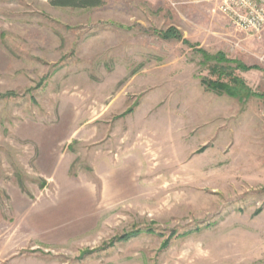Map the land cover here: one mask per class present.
I'll return each mask as SVG.
<instances>
[{"label":"rangeland","instance_id":"obj_1","mask_svg":"<svg viewBox=\"0 0 264 264\" xmlns=\"http://www.w3.org/2000/svg\"><path fill=\"white\" fill-rule=\"evenodd\" d=\"M218 3L0 0V264H264V40Z\"/></svg>","mask_w":264,"mask_h":264},{"label":"built area","instance_id":"obj_2","mask_svg":"<svg viewBox=\"0 0 264 264\" xmlns=\"http://www.w3.org/2000/svg\"><path fill=\"white\" fill-rule=\"evenodd\" d=\"M217 10L237 30L264 40V0H219Z\"/></svg>","mask_w":264,"mask_h":264},{"label":"trees","instance_id":"obj_3","mask_svg":"<svg viewBox=\"0 0 264 264\" xmlns=\"http://www.w3.org/2000/svg\"><path fill=\"white\" fill-rule=\"evenodd\" d=\"M50 3L59 6L90 7L99 5L101 0H50Z\"/></svg>","mask_w":264,"mask_h":264},{"label":"bare ground","instance_id":"obj_4","mask_svg":"<svg viewBox=\"0 0 264 264\" xmlns=\"http://www.w3.org/2000/svg\"><path fill=\"white\" fill-rule=\"evenodd\" d=\"M147 151H148V150H147ZM151 152H152V151H151ZM154 155H155V154H154ZM154 155H153V156H154ZM154 159H155V158H154Z\"/></svg>","mask_w":264,"mask_h":264}]
</instances>
